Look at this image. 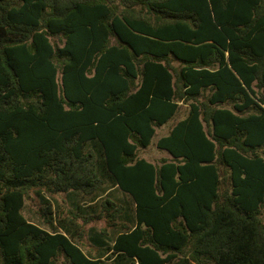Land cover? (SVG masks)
Returning <instances> with one entry per match:
<instances>
[{"label":"trees","instance_id":"1","mask_svg":"<svg viewBox=\"0 0 264 264\" xmlns=\"http://www.w3.org/2000/svg\"><path fill=\"white\" fill-rule=\"evenodd\" d=\"M0 264H264V0H0Z\"/></svg>","mask_w":264,"mask_h":264},{"label":"rangeland","instance_id":"2","mask_svg":"<svg viewBox=\"0 0 264 264\" xmlns=\"http://www.w3.org/2000/svg\"><path fill=\"white\" fill-rule=\"evenodd\" d=\"M168 130H169V127L162 128L161 130H159V136L165 135L168 132ZM156 139L153 140L152 142L153 145H151L148 149H144L139 152L140 157L146 158L151 162L158 163L162 158L168 156L165 151H161L156 147L155 145ZM113 197L118 198V199L119 198L123 199V195L119 191H114ZM49 198L51 202L54 204L55 208L58 207L57 205H59V208H61L63 205L65 209L68 208L67 202L66 203L63 202V200L65 201V198L63 195H58L55 197L50 196ZM39 206L40 204H39L38 199L35 197V195L32 194L31 198L29 200L28 199L26 200L25 208L22 210V214L24 215L25 218H27L31 222H34L38 225H43L41 219L38 217L36 213Z\"/></svg>","mask_w":264,"mask_h":264}]
</instances>
